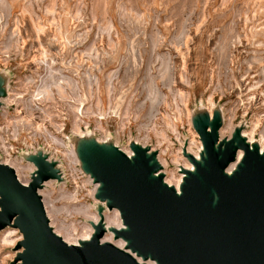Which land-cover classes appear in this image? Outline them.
<instances>
[{
    "label": "rangeland",
    "instance_id": "374dc122",
    "mask_svg": "<svg viewBox=\"0 0 264 264\" xmlns=\"http://www.w3.org/2000/svg\"><path fill=\"white\" fill-rule=\"evenodd\" d=\"M3 2L0 0V70L9 72V78L7 88L0 86V161L20 165L17 167L20 177L28 179L26 162H32V154H36L38 147L59 156L64 172L58 171L54 181L45 185L42 199L45 198L49 208L59 210L57 218L77 225V236L87 220L75 209L79 204L91 205L93 200L87 175L66 158L70 149L65 143L68 137L73 138L71 105L77 107L82 133L91 130L99 138L111 135L123 150L131 149L136 139L156 149V153L164 150L166 172L173 170L176 174L178 164L186 161L180 145L183 142L187 146L191 133L196 132L191 121L193 114L198 120L202 115L208 117V109L214 105V111L221 115V129L230 118L233 125H240L246 133L256 124L253 139L259 141L264 133V46L257 44L260 39L264 42V0ZM32 26H42L43 32L37 34ZM58 26L65 43L57 34ZM12 33L15 35L10 37ZM88 46H94V50L88 51ZM42 48L45 54L41 53ZM34 56L42 57L35 62L31 60ZM164 64L168 68L166 74L162 71ZM48 69L59 79L69 77L79 87L78 96H73L65 86V96L60 97L54 91L53 100L36 102L55 114L54 121L64 128L56 131L34 110L31 126L19 124L20 135L15 139L13 123L27 114L21 103L7 106L4 102L7 93L17 92L28 98L46 79ZM86 72L92 80L99 79L98 89L92 86L89 98ZM107 73L115 74L109 93L105 86ZM168 74L173 81L167 86ZM151 78L161 98L156 111L149 114L147 105L141 109L137 106L146 100V86ZM256 81L259 82L255 84ZM36 124L44 126L63 145L54 144L43 131L35 133ZM227 136L225 130L223 138ZM194 139L193 151L199 145L198 134ZM98 211L102 215L104 207L99 205ZM7 228L12 227L7 225L0 232ZM15 231L21 235L18 229ZM15 246L0 248V264H15L14 257L21 249ZM5 254L10 257L4 258Z\"/></svg>",
    "mask_w": 264,
    "mask_h": 264
},
{
    "label": "water",
    "instance_id": "95a60500",
    "mask_svg": "<svg viewBox=\"0 0 264 264\" xmlns=\"http://www.w3.org/2000/svg\"><path fill=\"white\" fill-rule=\"evenodd\" d=\"M195 120L203 150L200 161L185 154L194 171L185 172L179 193L154 174L160 165L148 146L132 144L129 157L80 142L84 169L100 183L95 197L119 211L126 228L112 231L129 252L100 241L101 220L81 245H68L52 231L37 189L60 170L46 154H32L36 169L26 185L0 162V229L10 225L21 234L14 263L144 264L134 253L155 264H264V155L237 134L219 140L217 116L210 125L204 115ZM237 148L243 156L227 174Z\"/></svg>",
    "mask_w": 264,
    "mask_h": 264
},
{
    "label": "bare ground",
    "instance_id": "6f19581e",
    "mask_svg": "<svg viewBox=\"0 0 264 264\" xmlns=\"http://www.w3.org/2000/svg\"><path fill=\"white\" fill-rule=\"evenodd\" d=\"M1 2L4 3L3 0H1ZM50 11H51V9H50ZM47 12H48V9H47ZM35 24H37V23L35 22ZM32 27H34L33 30L37 34H39L40 32L41 33L43 32V27L42 26H32ZM56 29H57L56 30L57 34L60 37L62 43H65L63 35H62V31H61V26H58V28H56ZM10 31L12 32V30H10ZM12 34L11 35L9 34V36L12 37V36L15 35V33L13 35ZM8 40H10V39L8 38ZM35 40H37V39H35ZM155 41H156V39H155ZM175 43H176V41H175ZM257 44L260 47L264 46V42L261 39L257 41ZM176 45H177V43H176ZM38 46L41 47L39 44H38ZM152 46H153V43H152ZM92 48L89 47L88 51L90 49H92ZM93 50H94V48H93ZM41 53L45 54L46 50L44 48H42ZM150 53H152V52H150ZM181 56H182V53H181ZM41 57L37 58V57L34 56L31 60H34L36 62L38 59L41 60ZM148 58H149V56H148ZM255 59H256V57H255ZM149 60L150 59H148V61ZM162 61H161V63H162ZM167 61H168V59H167ZM182 61H183V59H182ZM257 61L260 63L262 60L259 57L257 59ZM162 64H160V66ZM167 64H168V62H167ZM167 70H168L167 65L164 64V68L162 67V71H164V73L165 72L168 73ZM261 70H262V68H261ZM162 71H161V73H162ZM157 72H159V71H157ZM109 73H107L108 74V76L106 77L107 81H105L106 82L105 86L107 88V90H106L107 93L111 92V89H112V77H113V75H115V74L109 75ZM161 73H160V76H162L164 78V75H161ZM54 75H55L54 71L49 70V74L46 77V79H44L41 82L40 85H37V87L34 88V91H31V93H30L28 98H23V96H21L17 92H9V93H7L8 96L4 100V102L7 104V106H9L11 104H14V103H21V105L24 106L25 113L27 114L24 119L19 118L15 122V125L13 123V138L18 139V136L20 135V133L18 131L19 130V124H23L25 127L31 126V123L29 121H30V118L34 115V110H37L38 112H40V115H41L42 119L43 120L45 119L46 121H48V123L51 124V126H53V128L55 127L56 131L57 130L61 131L64 128L62 123H56L54 121V117L56 115L51 113V111L46 106H44V107H46V108H44V107H41V106L36 104V102L41 103L44 100H53L54 91L60 97L65 96V94H66L65 90H64L65 86H68V88H69V90H70V92H71V94L73 96H78L77 89H79V87L74 81H72L69 77H66V76H63L61 79H59L58 77H56ZM86 75H87V72H86ZM148 76H149V74H148ZM262 76L264 77V69L262 70ZM8 78H9V72H7L5 69H1L0 70V81L2 82V86L4 88H7V86H8V82H7ZM86 78H87V82H86L87 87L86 88L88 89L87 90L88 93L86 92V94L88 95V98H89V95H91V93H92V90H91L92 88L91 87L92 86H96V88H97L98 85H99V79H98V77H94L93 80H92L90 78L89 74L87 75ZM149 78H148V80H149ZM166 80H165L166 83H168L167 86L173 81V80H171V76L169 74L166 75ZM258 82L259 81H256L255 84H257ZM160 98H161V94L158 91V87H157L155 81H153V79L151 78L150 81L148 82L147 86H146V100H144L143 102H140V104L137 106V108L141 109V108L144 107V105H147L148 106V108H147L148 109V113L152 114L154 111H156V106L158 105V103H159L158 100H160ZM144 99H145V97H144ZM79 100L82 101V98H79ZM99 103H100V101H99V99H97L96 104H97V108H98V111H99L98 114H101V109L99 108ZM70 109H71L72 114H73L72 119H71V127H72L71 129L73 130V132H72L73 138H69L68 137V141H67V143H65V146L67 147V149H70V151H69L68 155L66 156V158H67V160L69 161L70 164H72V165L73 164H78L81 167V170H83V172L87 175V178H88L87 181H90L91 188H92L91 190H89V195L92 196V200L93 201H92L91 205L90 204L87 205V204H79L78 203L79 206H77V208L75 209L76 213L82 214L83 216L86 217V220H87L86 224L80 226L82 230H81L80 235L77 236V234H76L77 233V231H76L77 230V225L75 223H66L63 220L57 218L56 215H57L59 210L56 209L53 206L51 208H49L47 206L45 198L42 199L43 192L41 190L45 187V185H49L52 181H54V179H49L47 181H44L42 183L41 187H39L37 189V193L41 197V200L43 202V207H44V210H45L46 217L48 219L49 226L52 229V231L57 236L61 237L63 239V241L66 242L68 245H81L82 242L90 240V238L92 237V235L94 233L93 224H96L99 220H101L103 222V226L105 228V233L100 238V241L101 242H110L113 245H115V246H117V247H119L121 249H125V241L123 239H121L120 237H116L115 233L112 231V229L115 228L117 230H120V229H125L126 227L122 223L119 211L116 208H113V209L106 208V206H105V202L106 201H101V200H99L98 198L95 197V194H96L98 188L100 187V183L94 182L91 174L87 170L84 169L85 168L84 167V162L81 159V147H80L81 144H80V142L82 144H85L86 146H98V147H100V148H102L103 150H106V151H110V150H112L114 148H117V149L122 150L129 157L133 156V152H132L131 149H124L123 150V149L119 148L117 143L115 142L113 136H111V135L106 136L104 138H99L91 130H85L82 133V129L80 128L81 118L77 115V112H76L77 107H75V106L73 107L71 105ZM81 113H83V112H81ZM124 113H127L126 109H125ZM231 115H233V112L231 113ZM214 116H217L219 120L221 119V115L219 114V112L218 111H214V105H213L212 109L211 108L208 109V122H209V125L212 122ZM194 117H195V115L193 114V116H192L193 119L191 120L193 127H194V125L196 123V120H195L196 118H194ZM225 124H226L225 127H223L222 129L220 127L218 128V139L219 140L223 139V133L226 130V132L228 133V136L225 137V139H230L235 134H237L238 137L242 138L249 145L250 148L257 147L259 153L264 155V145L262 146V142H263V139H264V133L261 134L259 141L257 139H255V138L253 139L254 131H256V129L258 127L256 124H253L251 126L250 132H248V133L243 132V130H245V129H243L240 125H233L230 118L227 121V123H225ZM96 125H97V128H100V130L102 129V126H101L99 120H96ZM86 126H87V124L85 125V127ZM16 127H17V129H16ZM40 131H43L44 134H46L48 136L49 140L54 142V144L56 143V144H59V145H63L62 142L55 135H53L51 133H48L47 129L44 126L40 127L39 124H36V132L35 133L40 132ZM191 134H192L191 135L192 137H191L189 143L187 144V146L184 145L183 142L180 145L181 156L186 161L183 160L182 164H178V166H179L178 170H177L178 174H176L175 171H173V170H168V172H166L167 165H166V162H165V160L163 158V151L164 150H162V151L160 150L161 151L160 154L158 152L154 156V159L160 165V169L157 172H155L154 174L155 175L158 174V173L163 174L162 181L164 183H166L168 186H172L177 193L180 192V185L182 183L183 177L185 176V172L186 171H194L193 163L185 156V154H191V155L194 156V158L196 160L200 161L201 153H202V150H203L202 143H201L200 140H198L199 145H198L197 148H195V151H193L192 145L195 144L194 137H195V134L197 135V133L195 132V134L194 133H191ZM145 136L147 137V135H145ZM133 144L136 145V146H139V147H145V144L141 143L137 139L134 140ZM152 151L156 152V149L148 150V152H152ZM37 152L38 153H42L43 155L46 154V156H47L46 161L49 162V163H53L54 169L62 170V171L64 170L63 169V165H62V160H61V158L59 156H55V155H53L51 153V151H49L47 149L44 150L41 147H38L37 150H35V153H37ZM242 156H243V150L241 148H237L236 149V153H235V159L232 162H229V164L225 168V171H226L227 174H231V172L236 169V166H237V164H239ZM22 158H23V156L21 157V159ZM177 159H178V156H177ZM175 161H177V160H175ZM0 162L5 164V165H8L11 168H13V170L15 171V174L18 177V180L21 183L25 184V185L28 182H30L31 175L36 169L33 162H30V161L26 162L27 168L29 170V178L27 179V178L20 177L21 174L19 175V172L17 170V167H20V165L16 167V164L13 165L12 162L7 161V160L0 161ZM24 168H26V167L24 166ZM165 175H167L166 178H165ZM48 205H50V204H48ZM99 205L104 206V211H103L102 215H100V213L98 211V206ZM62 209L64 210V208H62ZM14 229L15 228H7V229H5V230L0 232V248H5V247H9V246L10 247H14L16 242L19 239H21V235H19V234L17 235L16 231H15L16 229L15 230ZM125 250L129 252L128 249H125ZM5 255L6 256L4 258L10 257V255H8V254H5ZM132 255L136 258V260L139 263L155 264L151 260H148V259L143 260L141 257L136 256L134 253H132ZM18 262H20V260Z\"/></svg>",
    "mask_w": 264,
    "mask_h": 264
}]
</instances>
